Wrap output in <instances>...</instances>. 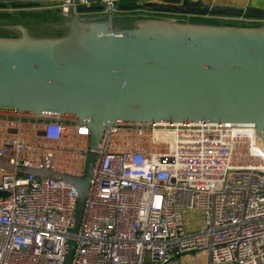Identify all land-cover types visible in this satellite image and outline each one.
<instances>
[{
  "label": "built area",
  "instance_id": "obj_1",
  "mask_svg": "<svg viewBox=\"0 0 264 264\" xmlns=\"http://www.w3.org/2000/svg\"><path fill=\"white\" fill-rule=\"evenodd\" d=\"M79 15L126 10L120 0H51ZM101 7L97 11L83 8ZM31 6L29 9L36 10ZM194 19L264 24V16L170 12ZM0 157L15 167L82 175L87 126L8 117L0 109ZM90 180L71 264H264V140L250 123L120 122L107 127ZM0 264H63L78 193L71 182L0 169Z\"/></svg>",
  "mask_w": 264,
  "mask_h": 264
},
{
  "label": "water",
  "instance_id": "obj_2",
  "mask_svg": "<svg viewBox=\"0 0 264 264\" xmlns=\"http://www.w3.org/2000/svg\"><path fill=\"white\" fill-rule=\"evenodd\" d=\"M33 2L51 0H0V6ZM148 5L158 10L264 16V9L192 0ZM0 109L16 111L8 117L21 120L78 119L90 130L82 175L55 171L48 157L39 168L15 167L0 157V169L75 186L78 199L63 260L71 264L96 150L107 127L120 122L250 123L264 140V24L167 13L110 18L79 15L73 7L56 17L0 19Z\"/></svg>",
  "mask_w": 264,
  "mask_h": 264
},
{
  "label": "crops",
  "instance_id": "obj_3",
  "mask_svg": "<svg viewBox=\"0 0 264 264\" xmlns=\"http://www.w3.org/2000/svg\"><path fill=\"white\" fill-rule=\"evenodd\" d=\"M184 0H134L130 2H125L121 7L126 10H132L141 8L142 6L148 7L151 10H154L158 13H167L170 12H183V11H174V10H158L153 6H149L150 3L156 4H173V5H182ZM192 1H201L212 6H226L233 7L238 9L247 10L250 7L256 9H264V0H192ZM47 4V3H46ZM45 3H13L7 6H0V19H16L19 16L23 18H34L36 16H48L49 14H58L53 10H46L43 8ZM35 6L36 10H31L29 7ZM219 12V11H215ZM59 15V14H58ZM202 20V19H201Z\"/></svg>",
  "mask_w": 264,
  "mask_h": 264
},
{
  "label": "rangeland",
  "instance_id": "obj_4",
  "mask_svg": "<svg viewBox=\"0 0 264 264\" xmlns=\"http://www.w3.org/2000/svg\"><path fill=\"white\" fill-rule=\"evenodd\" d=\"M48 16L56 17L58 16V14H49ZM41 17L42 16H36L35 18H41ZM208 263H209V256L207 252H197L182 256V264H208Z\"/></svg>",
  "mask_w": 264,
  "mask_h": 264
},
{
  "label": "trees",
  "instance_id": "obj_5",
  "mask_svg": "<svg viewBox=\"0 0 264 264\" xmlns=\"http://www.w3.org/2000/svg\"><path fill=\"white\" fill-rule=\"evenodd\" d=\"M130 1H134V0H120V5H123L125 2H130ZM1 195V193H0Z\"/></svg>",
  "mask_w": 264,
  "mask_h": 264
}]
</instances>
